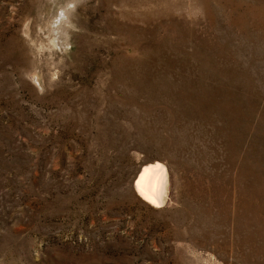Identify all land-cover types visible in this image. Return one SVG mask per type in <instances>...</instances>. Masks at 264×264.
I'll list each match as a JSON object with an SVG mask.
<instances>
[{
  "label": "rangeland",
  "instance_id": "obj_1",
  "mask_svg": "<svg viewBox=\"0 0 264 264\" xmlns=\"http://www.w3.org/2000/svg\"><path fill=\"white\" fill-rule=\"evenodd\" d=\"M0 264H264V0H0Z\"/></svg>",
  "mask_w": 264,
  "mask_h": 264
},
{
  "label": "bare ground",
  "instance_id": "obj_2",
  "mask_svg": "<svg viewBox=\"0 0 264 264\" xmlns=\"http://www.w3.org/2000/svg\"><path fill=\"white\" fill-rule=\"evenodd\" d=\"M138 195L154 207H162L173 200L175 180L172 169L161 160L145 162L134 182Z\"/></svg>",
  "mask_w": 264,
  "mask_h": 264
}]
</instances>
